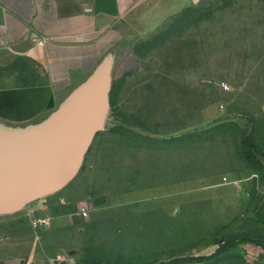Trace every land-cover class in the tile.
Returning <instances> with one entry per match:
<instances>
[{
	"label": "rangeland",
	"instance_id": "rangeland-1",
	"mask_svg": "<svg viewBox=\"0 0 264 264\" xmlns=\"http://www.w3.org/2000/svg\"><path fill=\"white\" fill-rule=\"evenodd\" d=\"M152 1L174 11L140 33L126 66L108 55L109 117L77 176L0 213V261L199 264L219 241L248 237L264 180L244 140L264 164V86L245 65L260 60L264 1ZM29 209L52 223L34 228ZM200 264H264V246Z\"/></svg>",
	"mask_w": 264,
	"mask_h": 264
},
{
	"label": "crops",
	"instance_id": "crops-1",
	"mask_svg": "<svg viewBox=\"0 0 264 264\" xmlns=\"http://www.w3.org/2000/svg\"><path fill=\"white\" fill-rule=\"evenodd\" d=\"M173 11L152 0H0V124L43 125L109 54L119 55L126 66L134 40ZM259 33L260 60L245 68L249 76L260 71L264 86V26ZM27 40V51L12 49ZM260 190L243 228L246 236L264 241V182Z\"/></svg>",
	"mask_w": 264,
	"mask_h": 264
},
{
	"label": "water",
	"instance_id": "water-1",
	"mask_svg": "<svg viewBox=\"0 0 264 264\" xmlns=\"http://www.w3.org/2000/svg\"><path fill=\"white\" fill-rule=\"evenodd\" d=\"M27 40L12 49L25 52ZM112 60L104 58L43 125L22 129L0 124V213L66 187L79 173L110 113Z\"/></svg>",
	"mask_w": 264,
	"mask_h": 264
},
{
	"label": "trees",
	"instance_id": "trees-1",
	"mask_svg": "<svg viewBox=\"0 0 264 264\" xmlns=\"http://www.w3.org/2000/svg\"><path fill=\"white\" fill-rule=\"evenodd\" d=\"M244 141H245V144L248 148V150L246 152L248 159L250 161H252V163H254L256 165V167L264 170V164H262L255 157V154L253 151L254 143H253L251 136H246ZM245 242H254V243H257L259 245L264 246V241L254 239V238L252 239L251 237H243V238L235 240V241L221 240L217 243L218 247L214 251H212L211 253H208V254L199 255L197 257V259H198L197 262L200 264L201 262L212 260V259L222 255L223 253L236 248L238 245L245 243ZM0 264H26V261L21 259V258H13V259H7V260L0 261Z\"/></svg>",
	"mask_w": 264,
	"mask_h": 264
},
{
	"label": "built area",
	"instance_id": "built-area-1",
	"mask_svg": "<svg viewBox=\"0 0 264 264\" xmlns=\"http://www.w3.org/2000/svg\"><path fill=\"white\" fill-rule=\"evenodd\" d=\"M43 43V42H41ZM82 214L87 216L89 214V210L86 208H83L81 210ZM27 216L30 219V222L32 226L36 229L46 227L52 223L53 217L46 214H38L35 209H29L27 210Z\"/></svg>",
	"mask_w": 264,
	"mask_h": 264
}]
</instances>
